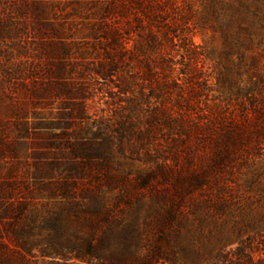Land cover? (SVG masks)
<instances>
[{
	"label": "trees",
	"instance_id": "1",
	"mask_svg": "<svg viewBox=\"0 0 264 264\" xmlns=\"http://www.w3.org/2000/svg\"><path fill=\"white\" fill-rule=\"evenodd\" d=\"M90 2L33 91L59 133L0 118V264H264V0Z\"/></svg>",
	"mask_w": 264,
	"mask_h": 264
},
{
	"label": "rangeland",
	"instance_id": "2",
	"mask_svg": "<svg viewBox=\"0 0 264 264\" xmlns=\"http://www.w3.org/2000/svg\"><path fill=\"white\" fill-rule=\"evenodd\" d=\"M90 1L0 0V118L8 119L10 116L9 120H13V115L6 112L7 107L23 109L27 112L29 127H38L44 133H59V100H37L33 91L46 83L50 63L48 50L60 40L71 45L69 63L74 65L72 70L76 72L80 68L76 66L81 60L77 57L74 45L81 41L80 30L90 19ZM193 41L207 50L215 45L211 33L199 29L195 30ZM98 98H102L101 94ZM98 103L95 106L105 108L104 104ZM33 141L32 139L31 143ZM28 143L30 142H26V148L22 147L20 151L22 162L26 164L31 163L35 157L51 154L43 149H33ZM26 164L19 166V174L26 172ZM135 165L139 168L146 167L141 163ZM140 227L143 232L141 239L145 241L148 228ZM26 260L27 264H100L90 257L86 261L73 259L69 255L41 257L38 249H33Z\"/></svg>",
	"mask_w": 264,
	"mask_h": 264
}]
</instances>
